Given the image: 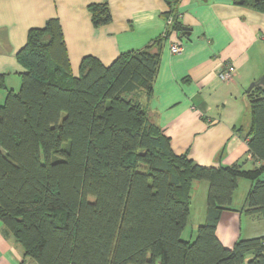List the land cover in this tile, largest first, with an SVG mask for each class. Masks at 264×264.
<instances>
[{
  "label": "trees",
  "instance_id": "obj_1",
  "mask_svg": "<svg viewBox=\"0 0 264 264\" xmlns=\"http://www.w3.org/2000/svg\"><path fill=\"white\" fill-rule=\"evenodd\" d=\"M165 1L164 37L109 66L88 56L75 76L57 18L30 29L17 53L22 85L0 106V223L38 264H264V237L231 248L217 237L241 179L251 182L242 212L264 218V87L247 93L253 169L176 154L142 100L171 33L184 35L180 0ZM234 3L264 13V0ZM88 10L96 28L111 23L107 3ZM197 182L209 184L206 219L188 241Z\"/></svg>",
  "mask_w": 264,
  "mask_h": 264
},
{
  "label": "crops",
  "instance_id": "obj_2",
  "mask_svg": "<svg viewBox=\"0 0 264 264\" xmlns=\"http://www.w3.org/2000/svg\"><path fill=\"white\" fill-rule=\"evenodd\" d=\"M96 3H107L112 15L111 23L98 28L88 10ZM169 10L165 0H0V75L6 86L0 87V106L8 91L21 88L25 69L17 53L26 45L30 29L59 19L72 71L78 76L85 57L109 66L121 54L163 38ZM177 10L191 34L171 33L163 46L154 96L143 97V103L151 119L171 138L176 154L188 153L206 167L242 163L244 169H253L255 161L245 138L251 124L247 93L264 74V13L236 5L234 0H180ZM172 42L183 45L181 54L171 53ZM226 66L236 71L232 79L222 81L218 74ZM201 185L206 193L199 195L204 206L197 211L204 222L209 184ZM245 185L249 191L251 184ZM247 194L243 207L236 209L240 198L235 191L234 210L225 211L217 227L218 239L228 248L240 239L264 237L263 216L242 212ZM197 195L193 193L191 208ZM0 264H38L24 256L23 246L2 223Z\"/></svg>",
  "mask_w": 264,
  "mask_h": 264
},
{
  "label": "rangeland",
  "instance_id": "obj_3",
  "mask_svg": "<svg viewBox=\"0 0 264 264\" xmlns=\"http://www.w3.org/2000/svg\"><path fill=\"white\" fill-rule=\"evenodd\" d=\"M245 184L250 185L251 182L244 180V179H241L238 183V188L236 190V196H238L240 198V200H239L238 204H235V205H237L236 209H241L244 205L245 198L243 199V197H244V195H246L248 193L247 192L248 187ZM193 193H196L198 195L196 197L195 203L193 204V207L191 208V217H190L189 222L187 224L188 226H186L187 229L185 231V235L183 238V239H186V237H187L188 241H193L195 239L198 227L200 225H202V223H204L203 220L201 219V216L199 215V212L197 211V208H201L202 206H204V200L199 199L200 198L199 195L204 196L206 193V190H204V185H201V182L195 183ZM245 235H253V234L246 232ZM249 237H252V236H249ZM250 259H251V256L247 257L246 262H248Z\"/></svg>",
  "mask_w": 264,
  "mask_h": 264
},
{
  "label": "built area",
  "instance_id": "obj_4",
  "mask_svg": "<svg viewBox=\"0 0 264 264\" xmlns=\"http://www.w3.org/2000/svg\"><path fill=\"white\" fill-rule=\"evenodd\" d=\"M172 24H173V18L170 17L167 20V25L170 27V26H172ZM170 47H171L170 48L171 53L174 55L181 54V52L183 51V45L181 43H178V42H172L170 44ZM235 71H236V69L234 66H229V67L226 66L223 70H221L219 72L218 76L222 81H228V80L233 78Z\"/></svg>",
  "mask_w": 264,
  "mask_h": 264
},
{
  "label": "water",
  "instance_id": "obj_5",
  "mask_svg": "<svg viewBox=\"0 0 264 264\" xmlns=\"http://www.w3.org/2000/svg\"><path fill=\"white\" fill-rule=\"evenodd\" d=\"M204 1L206 2V0ZM183 31H184V35L186 36L191 34V31L189 30L188 27H185ZM260 86L264 87V74L261 76V78L258 81H255L250 85L248 89V93L251 92V90H253L255 87H260Z\"/></svg>",
  "mask_w": 264,
  "mask_h": 264
}]
</instances>
